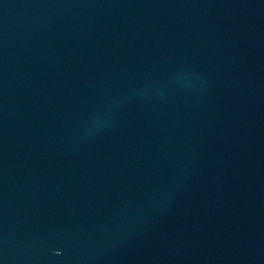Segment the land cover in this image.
Instances as JSON below:
<instances>
[{
	"label": "water",
	"instance_id": "water-1",
	"mask_svg": "<svg viewBox=\"0 0 264 264\" xmlns=\"http://www.w3.org/2000/svg\"><path fill=\"white\" fill-rule=\"evenodd\" d=\"M0 264H264V0H0Z\"/></svg>",
	"mask_w": 264,
	"mask_h": 264
}]
</instances>
